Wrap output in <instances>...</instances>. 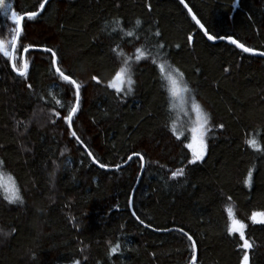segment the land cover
<instances>
[{"label": "trees", "instance_id": "trees-1", "mask_svg": "<svg viewBox=\"0 0 264 264\" xmlns=\"http://www.w3.org/2000/svg\"><path fill=\"white\" fill-rule=\"evenodd\" d=\"M39 2L5 0L18 14L36 11ZM185 3L213 35H233L264 52V0ZM10 14L0 11V41L8 52L15 35ZM22 27L13 58L17 67L29 61L27 76L20 77L11 57L0 52V264H189L186 237L172 231L179 227L197 242L195 264H240L242 241L227 233L228 207L246 225L253 245L249 264H264V223L249 219L264 212L263 57L207 40L179 0H49ZM130 40L142 49L163 44L167 64L184 73L189 96L211 116L202 161L189 164L185 147L192 135L188 120L196 114L191 105L178 114L151 59L133 63L131 94L107 87L120 63L117 53L137 55ZM27 44L37 48L25 53ZM42 47L57 51L58 66L81 84L73 130L108 169L70 136L61 117L74 103V89L60 81ZM152 51L158 64L161 57ZM173 121L184 134L180 140ZM221 123L223 129L216 127ZM248 139L260 147L247 145ZM132 151L144 154L140 175L136 158L114 167ZM177 168L185 175L171 177ZM249 169L251 186L244 183ZM13 183L23 202L5 199ZM117 243L119 250L109 254Z\"/></svg>", "mask_w": 264, "mask_h": 264}, {"label": "snow or ice", "instance_id": "snow-or-ice-1", "mask_svg": "<svg viewBox=\"0 0 264 264\" xmlns=\"http://www.w3.org/2000/svg\"><path fill=\"white\" fill-rule=\"evenodd\" d=\"M47 3V0H40L38 9L36 11H25L22 14H18L16 11L11 10V5H8L5 3V0H0V11H2L5 15H8L10 12V19L14 22L15 25V35L12 36L11 40V46L13 49L17 48V41L19 38H22L24 34V30L22 27V22L27 18L28 20H31L32 18L36 17L39 12L45 9V5ZM179 3L184 6V8L188 9V13L191 15L192 20L195 21V24L198 26L199 30L203 33V36L207 38L209 41H215L217 39L219 40H226L230 42L233 45H236L239 49H241L245 53H252L257 54V50L252 47H246L244 43L239 42V40L235 39L233 35H213L212 32L208 27L205 26V23L201 22V19H198L196 14L192 12V9L188 7V4L185 3V0H179ZM140 20H136V25H140ZM126 36L132 37L134 34L131 31H128L125 33ZM155 35L158 37L160 35L159 31L155 33ZM187 42L188 44L193 43V35L191 33L187 36ZM129 44H132L133 47L135 45L130 40L128 42ZM23 51L25 53H28L30 49L37 48L34 44H27L22 45ZM155 47L156 49V55L161 57L160 62L157 64V60L155 56L153 55L152 49ZM179 47V45H177ZM164 48L163 44L160 45H147L143 49L141 47H135V52L137 55L133 56H124V54L117 53V59L120 61L119 66L114 69V75L107 81V87L110 89H114L116 93L123 94L124 96H127L133 92V85L135 84V81L132 78V66L134 62H140L142 60H148L151 59L153 64H156L159 69V75L161 77V87L166 88L167 92L170 93L173 97L177 96L178 93L184 92L188 93L191 90L189 89L186 82H182V78L184 76V73L180 71L179 68L173 67L170 64H167V61L164 59V53L161 51ZM46 53L50 54V63L52 65V68L55 71V74L59 77L60 81L65 83L68 86L69 91H72L74 89V103H71L69 107H67L66 111L67 114L61 117V113L59 111H56L55 109H51V111L54 113L55 117H61L63 121L66 122L67 128L69 131V134L71 137L75 138L76 142L80 145H82L86 151L87 156L91 157L93 162L96 163L99 168L101 169H108L109 165L105 163H100V161L93 155V153L88 150V146L84 144V141L81 140L80 136L77 135V132L73 130V122L74 117L78 114V111L80 109L81 104V84L77 82L76 79H74L71 75L65 74V71H63L58 64L60 63V58L58 57L57 51H55L51 47H42L41 49ZM110 51L115 52V49H110ZM0 52H3V55L5 57H11L12 53L5 50L3 42L0 41ZM259 55L264 57V52H259ZM167 64V66H166ZM29 61L27 59H23L22 63H20V66L17 67V63H12V69L17 72V74L20 77H26L29 71ZM225 72H228V69H224ZM90 79L97 84L101 82L100 77L98 75H92ZM182 84V86H181ZM27 87L29 89L32 88L31 84H28ZM49 95H51V92H49ZM41 99H44L43 96H41ZM56 104L60 105L61 108H64L65 105L61 104L60 100L55 101ZM186 103H189L191 105V110L195 112L196 114V120L194 123V126L191 127V139L189 142L185 145L187 149L191 151L192 159L188 161L189 164H193L196 161H200L204 159L207 145L205 143V136L209 132L211 125V116L204 110L203 106L196 100V98L189 97ZM51 119V118H50ZM51 122H55V120H51ZM176 122H172L171 131L173 135L176 136L177 140H180L181 136L184 135L183 133L179 132L178 129L175 126ZM216 127H219L221 129L224 128V124L216 125ZM186 140L189 138L187 136L184 137ZM245 143L253 148H259V144L255 139H248L245 141ZM134 158L139 160V167H144V154H142L139 151H132L130 155H128L127 160L124 161L125 164L132 161ZM4 162L0 160V165H2ZM114 167L119 170L122 165L116 164ZM185 175V169L184 168H177L176 170L171 172V177H182ZM11 179V178H10ZM253 182V172L251 169L247 172V177L244 180V183L246 185L251 186ZM5 199L9 203H15L17 201L23 202L22 196L20 194V189L15 187V184L13 183V186L9 188H5ZM229 200L231 197L228 198ZM229 223L227 226V233L229 235L231 234H238L239 240L242 241V243L238 244L237 246L243 250V256L240 260V264H249V249L253 247L252 243L249 242L248 239L245 238V228L246 225L243 223L240 219H237L235 215L233 214V210L231 207L227 208ZM133 216L136 217V219L139 221L140 224H144V220L140 219L139 216H136V213H132ZM259 218V219H258ZM249 219L253 223H264V212H252ZM151 227V225H148ZM14 231V230H13ZM165 231H168V229H165ZM172 231L178 232L183 237H186L190 247H191V260L189 261V264H195L196 262V247L197 242L193 239L192 235H189L188 232L184 230L183 227L179 228H173ZM120 248L119 243L110 246L109 248V254L116 253ZM74 264H80V261H75Z\"/></svg>", "mask_w": 264, "mask_h": 264}, {"label": "rangeland", "instance_id": "rangeland-1", "mask_svg": "<svg viewBox=\"0 0 264 264\" xmlns=\"http://www.w3.org/2000/svg\"><path fill=\"white\" fill-rule=\"evenodd\" d=\"M41 26H43V25L41 24ZM43 27H45V26H43ZM50 40L55 42L56 39H55V36H53V34H51ZM11 49H12V47H11ZM14 52H15V50H14ZM10 53H11V50H10ZM13 57H14V53H13ZM181 86H182V84H181ZM189 97H190L189 92L188 93L180 92V93H178L177 96H175V97L172 96V98L176 100V103H177L176 110H177L178 114H180L182 112L186 113L187 110H190L188 108V106L190 104L186 103V101L188 100ZM195 120H196L195 116H193L192 119L188 120V122H191V127L194 126Z\"/></svg>", "mask_w": 264, "mask_h": 264}, {"label": "water", "instance_id": "water-1", "mask_svg": "<svg viewBox=\"0 0 264 264\" xmlns=\"http://www.w3.org/2000/svg\"><path fill=\"white\" fill-rule=\"evenodd\" d=\"M49 0H47V2H48ZM186 9V8H185ZM187 11H188V9H186ZM42 12V11H41ZM41 12H39V14L41 13ZM38 14V15H39ZM190 15V14H189ZM191 16V15H190ZM195 22V21H194ZM22 24H23V22H22ZM218 41H224V42H226V43H228V44H230V45H233V44H231L230 42H228V41H226V40H219V39H217V40H215V41H210V42H212V43H215V42H218ZM18 42V41H17ZM233 46H235V47H237L236 45H233ZM238 48V47H237ZM14 50L15 49H11V53H12V56H11V66H12V63H14V58H13V53H14ZM241 50V49H240ZM259 52L260 51H257V54H252V53H248V54H251V55H255V56H259V57H262V56H260L259 55ZM264 58V57H263ZM17 73V72H16ZM206 143V142H205ZM191 152V151H190ZM200 161H202V160H200ZM125 165V163L124 164H122V166H124ZM114 169V168H113ZM142 170H143V168H141V171H140V173H139V175L141 174V172H142ZM250 250V249H249Z\"/></svg>", "mask_w": 264, "mask_h": 264}, {"label": "bare ground", "instance_id": "bare-ground-1", "mask_svg": "<svg viewBox=\"0 0 264 264\" xmlns=\"http://www.w3.org/2000/svg\"><path fill=\"white\" fill-rule=\"evenodd\" d=\"M184 7V6H183ZM189 7V6H188ZM190 8V7H189ZM186 10V9H185ZM187 11V10H186ZM188 12V11H187ZM188 151H189V153H190V155H191V152H190V150L188 149Z\"/></svg>", "mask_w": 264, "mask_h": 264}]
</instances>
